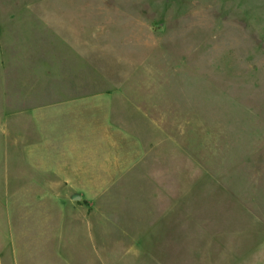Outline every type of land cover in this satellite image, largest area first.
<instances>
[{
	"label": "rangeland",
	"instance_id": "1",
	"mask_svg": "<svg viewBox=\"0 0 264 264\" xmlns=\"http://www.w3.org/2000/svg\"><path fill=\"white\" fill-rule=\"evenodd\" d=\"M2 227L4 264H264V0H0Z\"/></svg>",
	"mask_w": 264,
	"mask_h": 264
},
{
	"label": "crops",
	"instance_id": "2",
	"mask_svg": "<svg viewBox=\"0 0 264 264\" xmlns=\"http://www.w3.org/2000/svg\"><path fill=\"white\" fill-rule=\"evenodd\" d=\"M59 174L65 175V177L67 178V179L65 178V180H67V181H64L65 183L69 184V183H74L75 182V181H72L71 177L74 175V173L69 170V165H67V166H65L63 168H60L59 169ZM110 174H111L110 172L104 171V172L100 173L99 177L97 176V178H98V180H100V181L102 180L103 181L104 177H107V179L111 178ZM82 178H84V179L81 180ZM82 178H79L77 182H79V184H81V183L82 184H87V180H85V178H87V176H82ZM107 182H108V180H107ZM39 183H40V181H39ZM48 183H49V181H48ZM103 183H105V182L94 181V184H103ZM6 229H8V228L7 227H2L1 230H0V264H4V260L8 256V252H7L8 251V247L5 246V244H3L4 239L7 238V240H9V241L13 240V237L8 235L7 232H5ZM9 229H10L9 233H14V232H17L18 229H20V228L15 226V227H12V228H9Z\"/></svg>",
	"mask_w": 264,
	"mask_h": 264
}]
</instances>
